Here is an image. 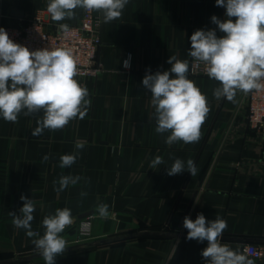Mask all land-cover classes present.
Wrapping results in <instances>:
<instances>
[{"label":"crops","instance_id":"0c3cea01","mask_svg":"<svg viewBox=\"0 0 264 264\" xmlns=\"http://www.w3.org/2000/svg\"><path fill=\"white\" fill-rule=\"evenodd\" d=\"M48 0H0V26L21 25L43 10L46 26L59 24L47 13ZM96 12V11H95ZM100 14L103 20V14ZM226 8L216 0H129L119 19L103 22L99 61L104 71L97 77L76 78L89 91L91 104L84 119L78 117L62 129L32 131L43 110L20 114L17 122L0 116V264H45L32 241L42 237L45 216L68 208L74 223L60 235L67 248L55 264H206L201 252L207 241L187 240L183 227L203 214L207 221L219 216L227 222L220 243L241 252L246 243L264 247V143L248 126L245 94L236 101L217 100L220 83L209 77L188 79L206 96L209 112L198 142L165 143L170 133L159 134L151 92L142 80L147 73L170 69L171 56L190 62V37L196 31L216 29L211 21L226 18ZM234 19V18H233ZM131 54V66L123 65ZM76 162L60 167V157L78 151ZM48 155L47 161L43 157ZM161 156L164 164L150 168ZM194 161L198 171L169 176L175 159ZM80 176L64 191L61 176ZM87 195L81 197L80 193ZM21 195L35 202L32 230L14 227L11 212L20 214ZM109 205V217L101 218L97 206ZM95 214L92 233L78 238V228ZM255 264H264V256Z\"/></svg>","mask_w":264,"mask_h":264},{"label":"clouds","instance_id":"9594fccd","mask_svg":"<svg viewBox=\"0 0 264 264\" xmlns=\"http://www.w3.org/2000/svg\"><path fill=\"white\" fill-rule=\"evenodd\" d=\"M129 0H48L47 13L52 21L75 19V10L96 11L103 14V22L109 23L119 19ZM216 6L226 8V18L222 21L215 15L213 24L223 36L218 37L216 29L196 30L190 37L189 56L198 63H203L209 78L220 83L213 91L219 101L222 98L235 102L237 92L248 94L252 91H264V0H216ZM234 18V19H233ZM64 35L70 32L67 23L58 25ZM167 71L155 74L146 72L142 84L151 92V104L159 134L170 133L165 143L173 145L179 141L185 144L198 142L201 127L209 112L207 99L193 81L188 79L189 62L171 56ZM124 67H130L129 60ZM79 74L73 53L64 47L45 48L30 51L27 47L13 42L5 29L0 28V116L5 121L16 123L18 116H31L43 110V117L37 121L32 136L38 137L45 129L58 130L70 121L84 119L88 113L91 100L89 91L76 79ZM84 142L77 141L73 154L60 157V167L69 168L77 160L79 150ZM48 155L43 157L44 161ZM165 162L156 156L150 162L151 169H157ZM187 171L191 176L197 174L193 160L186 162L177 158L167 174L175 176ZM80 176H61L54 191H64L69 185L81 181ZM87 195L86 191L80 193ZM24 202L17 215L11 212L14 227L26 230L28 237L39 236L32 230L35 202L21 195ZM101 218L109 217V205L97 206ZM74 223L71 210L56 209L54 215L45 216L42 226L45 233L32 243L42 256L45 264H55V258L62 255L67 246L63 238L66 227ZM227 222L215 217L207 221L201 213L193 221L185 217L183 227L187 229V240L207 241V247L201 252L206 264H253L246 254L230 249L220 243ZM87 227V226H85ZM246 252V250H245Z\"/></svg>","mask_w":264,"mask_h":264},{"label":"built area","instance_id":"2783aa9c","mask_svg":"<svg viewBox=\"0 0 264 264\" xmlns=\"http://www.w3.org/2000/svg\"><path fill=\"white\" fill-rule=\"evenodd\" d=\"M68 25L70 32L67 35L61 33L58 27L50 31L46 26L44 11L37 10L21 25H2L0 28L6 30L13 42L27 47L30 51L56 47L70 49L79 71L76 78L97 77L104 71L99 61L103 28L100 14L83 10L80 20ZM125 60H129V54ZM189 73L194 77H209L205 72L204 64L194 61L192 57L189 62ZM245 108L248 126L255 130L264 143V91L245 94ZM95 217V214H89L82 220L78 228V238L91 235ZM242 253L255 264L264 256V247L255 243H246L242 246Z\"/></svg>","mask_w":264,"mask_h":264}]
</instances>
